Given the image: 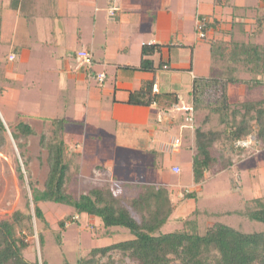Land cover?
I'll return each mask as SVG.
<instances>
[{
	"label": "crops",
	"instance_id": "crops-1",
	"mask_svg": "<svg viewBox=\"0 0 264 264\" xmlns=\"http://www.w3.org/2000/svg\"><path fill=\"white\" fill-rule=\"evenodd\" d=\"M228 1L237 5L238 11L233 13L231 7L221 6L230 8V16L224 19L215 15V8L220 6L214 5L212 0L207 4L202 2V7L199 6V0L195 4L192 0V5L188 0H120L119 15L114 19L105 17L107 25L103 26L100 23V13L105 12L107 0H7L0 11V41L9 43L10 48L4 57V67V60L0 58V69L4 74L3 78L16 80L19 88H24L23 85L27 87L29 81H32L26 90L35 81L31 76L25 79L18 75H56V79L60 80L57 89L71 95V102L69 101L65 110L62 109L63 112L61 110L60 113L63 114L55 113L51 117L42 115L41 118L48 121L61 117L66 120L65 126L71 121H78V129L72 131L65 128L64 136L68 143L71 139H76V143L80 140L81 147L76 151L80 153L81 177L85 178V182L90 180L92 184L109 183L116 186L126 199V194L132 198L145 186L153 189L164 187L174 205L169 220L173 222L177 218H172V215L183 201L180 197L177 198L181 190L190 187V191H196L197 200L193 198L196 203L202 184L231 167L237 168L245 164L248 174L252 170L258 176L261 171L264 172V162H259L258 159L248 165L254 154L242 148L234 154L230 163L227 161L222 165V162H218L213 165L201 183H195L192 178L194 124L193 121H185L183 116L191 101L192 78L207 75L205 72H196L201 56L198 54L200 47L195 43V16L212 14L222 20V30L215 35L222 34L227 38L233 27L237 26L235 33L240 37L244 33L235 21H248L253 10L249 7L262 8L263 5L262 0L250 4ZM210 6L212 9H209ZM85 16L91 18L87 32L79 25L80 19ZM186 21L190 22V29L193 30L192 38L188 36L190 31L185 28ZM5 26L11 33L7 38H4ZM263 36L264 31L252 35L256 40H261ZM74 42L80 43L77 50L85 48L92 52V75L104 73L102 82L95 76H88L84 67H79L75 54L71 57L63 55V51L69 49L64 45ZM143 43L168 44L153 55L155 63L160 59L168 62L166 69H157L153 73L133 68L139 65ZM10 53L14 54L12 60L8 59ZM14 62L17 64L13 65ZM208 62L210 71L209 52ZM261 79L264 81V75ZM150 80L154 81L153 92H176L179 96L178 104L164 111L158 109L155 102L151 105L128 103L129 93L140 89L144 82ZM17 85H13L11 89L16 91ZM235 85L249 89L244 84H229L228 97L230 89ZM255 87L264 91L263 85ZM5 88L7 87H0L1 97L7 92ZM238 90H241L240 87ZM229 100L232 101L230 97ZM67 109H73L75 116L67 113ZM0 117L7 125L1 111ZM172 136L181 137L182 143L176 150L170 151L166 144ZM256 150L261 152L262 149ZM90 160L94 162H89ZM174 165L180 167L179 173L172 172L171 167ZM187 170L191 174V186H187L182 180L183 173ZM172 174H177L179 179L172 181ZM229 188L230 192L233 191L232 187ZM250 190L253 193V188ZM259 198L240 195L239 203L242 207L239 210L228 209L223 214L244 215L242 209L250 207L253 201L256 205ZM193 210L196 207L191 211ZM220 214L222 213L219 212L218 215ZM86 217L89 223H95L94 218L101 223L97 216ZM115 229L119 228L114 227L113 230ZM128 238L130 236L124 239ZM105 245L108 244L99 246Z\"/></svg>",
	"mask_w": 264,
	"mask_h": 264
},
{
	"label": "trees",
	"instance_id": "trees-1",
	"mask_svg": "<svg viewBox=\"0 0 264 264\" xmlns=\"http://www.w3.org/2000/svg\"><path fill=\"white\" fill-rule=\"evenodd\" d=\"M212 2L214 5L231 7L233 13L238 11V6L228 0ZM249 8L255 11L253 22L256 25L251 27L254 29L249 27L246 30L244 22L235 21L244 33L240 37L235 33L237 26L233 27L227 38L222 34L215 35L222 30V20L212 14H198L194 19L204 18V27L201 29L204 35L199 36L196 23L194 30L198 38L208 43L211 74L192 78V112L206 109L217 114L220 125H223L221 130L205 129L201 125L194 127L192 178L195 183L204 181L206 172L218 162L211 150L215 143H220L225 151L231 152V149H242L235 146L237 140L253 135L264 146V91L263 96L257 100L232 102L228 97L229 84H245L248 88L259 85L264 87L261 79L264 75V41L252 37L264 31V7ZM249 21L252 19L245 23ZM165 45L168 44L143 43L139 65L133 68L153 73L157 69H166L168 62L160 59L155 63L153 59V55ZM239 66H245L255 77L244 79L238 76ZM153 84V80L144 82L140 89L129 93L127 102L141 105L155 102L158 109L164 111L178 104L179 96L176 92H153ZM185 112L183 119L187 121L189 111ZM208 120L209 113H206L202 122L207 123ZM50 122V132L39 135L35 127L26 121L19 120L13 126L7 124L21 159L26 157L23 140L38 135V143L46 151L48 171L42 188H38L37 180L31 177L26 161H22L28 177L30 198H26L25 211L16 209L8 218L0 220V264H49L44 259L28 260L23 254L34 236L33 218L42 224L37 231L39 245L44 242L49 223L38 203L46 201L60 203L71 209L70 214L57 220L58 237L60 230L70 222L79 220L81 214L100 219L101 223L96 225L97 228L92 227V231L101 233L103 228L108 230L118 227L130 234L128 239L93 247L89 256L79 258L74 264H98L100 257L111 258L112 253H118L135 264H264V231L246 232L221 221H214L200 231L196 210L181 218L180 228L161 231L169 222L174 208L169 192L164 187L153 189L145 186L130 201L121 195L122 192L116 186L109 183L91 184L78 195L74 194L71 185L80 174V153H68V142L64 136L66 120L60 117ZM8 144L6 125L0 117V149ZM15 170L18 180L23 182L24 172L18 161ZM196 196V191L186 189L179 199L197 200ZM261 198L257 202H261ZM30 203L33 206L32 212ZM260 205L245 209L244 215L264 223V203Z\"/></svg>",
	"mask_w": 264,
	"mask_h": 264
},
{
	"label": "rangeland",
	"instance_id": "rangeland-1",
	"mask_svg": "<svg viewBox=\"0 0 264 264\" xmlns=\"http://www.w3.org/2000/svg\"><path fill=\"white\" fill-rule=\"evenodd\" d=\"M188 1L192 5V0ZM193 1L195 4L196 0ZM199 1L201 4L199 6L202 7V2H204V4H207L209 0ZM6 2L7 0H0V11L3 10L2 5H5ZM232 2H235L237 4H250L256 2V0H232ZM262 4V7H264V0H262ZM209 9H212V6H210ZM250 13L252 14V16H249V18H251L252 21H249L248 23L244 22V25L247 24L246 26L248 28L256 25L253 22L255 15L254 12L251 11ZM215 15L225 19L227 16H230V8L221 6L216 7ZM105 17H107L106 11L100 13V23L103 26L107 25ZM82 18L79 22L80 28L84 29V32H87V29L91 25V18L89 16H85ZM195 23L196 20H194V24ZM184 25L186 30L190 31V33L188 34L189 37L192 38L194 33L197 35L195 30L193 33L192 28L190 29V22L186 21ZM254 28L255 27L251 29ZM4 31V38H7L11 33L8 31L6 26L4 27ZM261 40L264 41V36ZM195 43H197V46L200 47L198 50V54L199 56H201L199 58V67L198 69L196 68L198 71L196 72H205L204 74L209 75L211 74V71H209L208 69V43L204 39L198 38V36H195ZM64 46L69 49H65L63 51V55L71 57L74 54V51L79 48L80 43H68ZM9 48V43L0 41V58H3L4 60V62H2L3 67L5 66L4 57L5 54L9 51ZM15 62L13 63V65L17 64ZM1 71L2 70L0 69V87H7L5 88L7 92L2 97L0 96V111L2 112V116L4 117L6 123L10 126H13L19 120H23L34 126L38 135L42 132L48 134L51 129V122L50 120L43 121V119L41 118L42 115L51 117V114H59L62 109L65 110V108L69 105V101L71 102V95H66V93H63L60 91V89H57L59 87L58 83L60 82V80L56 79V75H28L27 73H25V75H18V77L24 76L25 79L31 76V79L35 81L34 84L31 85L30 89L26 90L29 88V85L32 81H29V85H27V87L23 85L24 88H22V86L19 88V86L17 85L18 82L16 80L4 79V74H2ZM238 72H240L238 73V76H241L244 79L255 77L253 73L245 68V66H239ZM15 84L17 85L15 86L16 91H13L11 88ZM239 87L241 90H238ZM261 90L262 88L258 89L254 87L247 89L242 86L235 85L230 89L229 97L232 102L242 100H257L263 96ZM74 112L75 111L73 109H67V113H69L72 117L75 116ZM206 113H209V120L207 123H203V117ZM193 124L194 127L201 125L202 127H205V129H223V125H220L217 114L210 111L208 112V110L206 109H199L193 112ZM65 128L72 131L77 130L78 121H71L69 125L65 126ZM6 130L9 144L3 147V149H0V220L8 218L10 214L16 209H20L23 211L26 210V198H30V190L27 184L28 177L26 172L24 171L25 165H23L22 161H26L25 163L27 164V168L29 169L31 177L37 180L36 186L38 188H42L43 181L48 171L46 151L39 145L38 135L29 136L28 138L23 140V143H25L26 157L25 159H21L18 154V149L15 145V141L11 136V131L10 129H8L7 125ZM75 140L76 139L69 140V143L67 145L68 153L74 151L78 153V151L76 150L81 147L79 146L80 140L78 141V143H76ZM252 140H254V142L251 144L252 147L250 145V147L243 148L249 151L250 154L255 155L250 158L248 165L253 163L254 161H257V159L259 160V162H264V146H262L257 141L255 136H252ZM256 147L262 149L261 152L259 150L257 151ZM233 148H235L234 145ZM211 150L212 154L217 158V161L220 162V164L222 162V165L226 164L227 161L230 163V161L234 157V154H236V152L238 151L231 149V152H227L225 151V148H222L220 143H215L212 146ZM173 155L177 154H172V156ZM17 161L21 165V168L24 172L23 182L18 180L16 175L15 164ZM89 162L93 163L94 161L90 160ZM244 167L245 164L237 168L231 167L218 176L207 179L202 184L203 187L199 192L198 201L195 203L194 199L183 200L180 203V206L174 211L172 215V218L177 219H175L173 222L165 224L161 228V231L167 232L176 228H180L181 218L187 217V214L192 209H195V207L198 213L197 217H199L198 226L200 231H203L204 228L207 225L211 224V221L214 220L224 222L246 232L264 231V223L252 220L246 215H239L236 213H233L231 215H226V213L223 214V212L228 209L232 211L235 209L239 210L242 207V205L239 203L240 195H243L244 197L251 195L254 198H259L262 196L261 202L264 203V172L261 171L260 175L258 176L257 172L255 170H252L251 172L253 174L251 172L250 174H248L246 173L248 167ZM184 173L182 177L183 182L187 184V186H191L192 180L190 171L187 170V172ZM171 178L172 181H176L179 179V176L177 174H172ZM90 182V180H88V182H85V178L81 177V175L79 174L76 181L73 182V185H71V189L74 194L78 195L82 191V189H87L92 184ZM229 187H232L233 191L230 192ZM188 188L181 190L179 193L177 192V198H181L182 194ZM240 188L243 189L241 190ZM250 188H253V193H250ZM126 197L128 200L131 199V196L129 194H126ZM261 202H257L255 205L253 201L250 207H247L246 209H253L256 208V206H261ZM38 204L45 212L46 219L49 223V228L45 231L44 242L40 246L37 231L41 229L42 224L35 218H33L32 221L34 226V236L32 237L31 245L23 251L25 258L28 260L38 259L39 261H41V259H44L49 262V264H74L79 258L89 256L92 247L109 244L118 240H123L124 238L130 236V234L123 228L115 230H113V228L104 230L103 228L101 233L92 231V227L97 228L96 225L99 224V220L97 218H94L95 223H93L92 221L91 223H89L86 221L87 217L81 214L79 220L70 222L65 228L61 229L60 237H58L59 225L57 223V220L70 214V207L50 201L39 202ZM32 207V203H30L31 212ZM242 211L245 212V209H242ZM219 212L222 214L218 215ZM134 214L137 215L136 213ZM98 264L135 263L126 257H121V255L118 253H112L111 258H108V256L100 257ZM173 264L179 263L173 262Z\"/></svg>",
	"mask_w": 264,
	"mask_h": 264
},
{
	"label": "built area",
	"instance_id": "built-area-1",
	"mask_svg": "<svg viewBox=\"0 0 264 264\" xmlns=\"http://www.w3.org/2000/svg\"><path fill=\"white\" fill-rule=\"evenodd\" d=\"M105 11H106L108 18L115 17L121 11L120 0H107ZM195 26L197 30L199 31L198 33L199 36L200 37L203 36L204 34L201 31V29L204 27V18H202L201 20L196 19ZM74 54H75V59L79 67H84L87 71L88 76L90 77L95 76V78L99 82L103 81V79L105 78L104 73L101 72V73H97L96 75H92L91 68L93 65V54L89 49L81 48V49L76 50ZM13 58H14V54L10 53L8 55V59L12 60ZM186 110L189 111V115L186 117V120L189 122H192L193 121V112H192L193 109H192L191 104L189 105V107H186ZM254 140H252V137L247 136L246 138L237 140L235 142V146L241 147V148L250 147V145L254 142ZM180 145H181V138L178 136H172L166 144V146L169 148L170 151L176 150ZM171 170L174 173H179L180 167L177 165H174L171 167Z\"/></svg>",
	"mask_w": 264,
	"mask_h": 264
}]
</instances>
